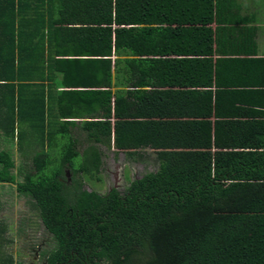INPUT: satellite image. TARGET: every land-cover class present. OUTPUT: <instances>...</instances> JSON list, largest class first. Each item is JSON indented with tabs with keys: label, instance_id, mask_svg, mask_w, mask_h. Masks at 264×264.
Segmentation results:
<instances>
[{
	"label": "trees",
	"instance_id": "obj_1",
	"mask_svg": "<svg viewBox=\"0 0 264 264\" xmlns=\"http://www.w3.org/2000/svg\"><path fill=\"white\" fill-rule=\"evenodd\" d=\"M252 5L0 0V137L30 169L17 181L3 146L0 184L31 200L44 264H264ZM101 146L135 162L149 151L156 168L121 193L88 191ZM6 232L0 219V264H14Z\"/></svg>",
	"mask_w": 264,
	"mask_h": 264
},
{
	"label": "rangeland",
	"instance_id": "obj_2",
	"mask_svg": "<svg viewBox=\"0 0 264 264\" xmlns=\"http://www.w3.org/2000/svg\"><path fill=\"white\" fill-rule=\"evenodd\" d=\"M263 4L259 6L261 13H264ZM252 13L254 7L250 5ZM259 26L257 42L260 53H264V23L257 18ZM2 146L7 149L15 163L13 174L17 175V181H21L20 174L17 170L24 167V171L29 169V163H25L21 158L17 147L14 145L11 148L4 142ZM101 151L104 154L101 167L100 177L102 182H91L84 185V189L97 191L99 194H104L114 188L120 193L124 191L130 181L140 178L143 174L154 171L156 168L153 162V154L147 152V161H132L127 159L124 154L115 152L101 146ZM27 169V170H26ZM67 178H70L68 173ZM0 219L7 226L5 252L10 254L14 264H44L43 252L49 251L51 248V240L49 234L45 231L37 211L32 205L29 198L18 195L14 186L8 184H0Z\"/></svg>",
	"mask_w": 264,
	"mask_h": 264
},
{
	"label": "crops",
	"instance_id": "obj_3",
	"mask_svg": "<svg viewBox=\"0 0 264 264\" xmlns=\"http://www.w3.org/2000/svg\"><path fill=\"white\" fill-rule=\"evenodd\" d=\"M243 1H244V4L246 5V8H245L244 12H249V10H251L250 5L253 6L252 4H254V3L255 4L256 3L263 4L262 0H243ZM257 16H258V19H261V23H264V13L262 15H260V16L259 15H257ZM255 25H257V24H255ZM257 36H258V33H257ZM256 44H257V56L258 57H264V53H260L258 42H257V37H256ZM2 139L3 138L0 137V144L3 142ZM2 147L3 146L0 145V148H2ZM4 250H5V248H4Z\"/></svg>",
	"mask_w": 264,
	"mask_h": 264
},
{
	"label": "flooded vegetation",
	"instance_id": "obj_4",
	"mask_svg": "<svg viewBox=\"0 0 264 264\" xmlns=\"http://www.w3.org/2000/svg\"><path fill=\"white\" fill-rule=\"evenodd\" d=\"M66 174L68 175V172H66ZM7 233V232H6ZM43 263H44V258H43Z\"/></svg>",
	"mask_w": 264,
	"mask_h": 264
}]
</instances>
